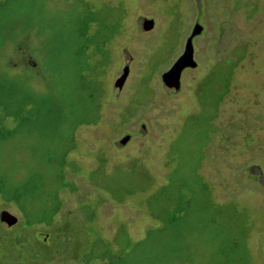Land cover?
Masks as SVG:
<instances>
[{
    "label": "rangeland",
    "instance_id": "rangeland-1",
    "mask_svg": "<svg viewBox=\"0 0 264 264\" xmlns=\"http://www.w3.org/2000/svg\"><path fill=\"white\" fill-rule=\"evenodd\" d=\"M196 1L44 0L0 13V212L17 219L0 222V264H264L252 170L264 176V0ZM87 11L109 52L97 73V57L73 59ZM195 21L197 67L172 94L160 75ZM79 76L104 91L96 125L80 120Z\"/></svg>",
    "mask_w": 264,
    "mask_h": 264
},
{
    "label": "trees",
    "instance_id": "trees-1",
    "mask_svg": "<svg viewBox=\"0 0 264 264\" xmlns=\"http://www.w3.org/2000/svg\"><path fill=\"white\" fill-rule=\"evenodd\" d=\"M14 2L16 3V5L19 4L18 6L26 2L29 4V6H38L39 9L44 4V0H1L0 13L5 12L8 7ZM94 19V15L89 11L83 12V15L79 21V29L75 30L76 33L73 36L74 46L75 48H77L75 54L73 55V59L74 61L79 62V64H84V61H89L90 59L94 60V58L97 57L98 60L95 61V64L93 66V69L95 71L94 73H97L99 68L107 65L108 60L106 59L109 58V52L105 48V42L97 39V37H95V35L91 32L92 25L94 24ZM78 78L79 86H81L82 90L86 92L84 103L87 102L83 107L82 113H80V120L86 125H96L97 123H99L102 117L104 91L102 87H99L97 85V83L92 84L91 82L84 84L83 81L86 79V77L79 76ZM110 103L113 104L114 101L110 100ZM253 182L255 184L257 180L254 179ZM2 193L6 198H4L5 200H13L12 198H9L10 196L7 195L8 190H2Z\"/></svg>",
    "mask_w": 264,
    "mask_h": 264
},
{
    "label": "water",
    "instance_id": "water-1",
    "mask_svg": "<svg viewBox=\"0 0 264 264\" xmlns=\"http://www.w3.org/2000/svg\"><path fill=\"white\" fill-rule=\"evenodd\" d=\"M198 10L200 9L199 0L196 1ZM138 26L142 31H150L154 27V20L140 17L137 20ZM202 26L198 21H195L194 26L185 42L184 50L182 54L172 63V65L160 75V81L165 90L170 91L172 94H177L181 90V75L187 69H195L197 63L193 58V45L192 41L194 38L198 37L202 33ZM125 65L122 69L121 76L115 82L118 89H121L124 85L128 75H129V65L131 62V57L127 50L123 51ZM141 132H145V126L141 125ZM131 140V136L126 134L121 137L120 140L115 142L117 148H123ZM258 181L264 187V176L258 167H253ZM16 218L6 211L0 212V222L7 227H11L16 223Z\"/></svg>",
    "mask_w": 264,
    "mask_h": 264
},
{
    "label": "flooded vegetation",
    "instance_id": "flooded-vegetation-1",
    "mask_svg": "<svg viewBox=\"0 0 264 264\" xmlns=\"http://www.w3.org/2000/svg\"><path fill=\"white\" fill-rule=\"evenodd\" d=\"M260 185H261V187L263 188V191H264V187L262 186V184L261 183H259Z\"/></svg>",
    "mask_w": 264,
    "mask_h": 264
}]
</instances>
